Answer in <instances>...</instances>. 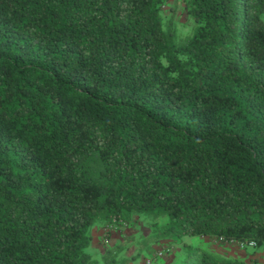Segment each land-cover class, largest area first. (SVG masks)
Masks as SVG:
<instances>
[{"label": "trees", "instance_id": "1", "mask_svg": "<svg viewBox=\"0 0 264 264\" xmlns=\"http://www.w3.org/2000/svg\"><path fill=\"white\" fill-rule=\"evenodd\" d=\"M139 218L264 248V0H0V264H127L92 230Z\"/></svg>", "mask_w": 264, "mask_h": 264}, {"label": "crops", "instance_id": "2", "mask_svg": "<svg viewBox=\"0 0 264 264\" xmlns=\"http://www.w3.org/2000/svg\"><path fill=\"white\" fill-rule=\"evenodd\" d=\"M123 229L126 231L129 230L128 226ZM123 229L120 228L119 231L106 234L102 227H95L92 230V243L89 248V252L93 258L103 255L108 249L110 250L115 246L117 247L123 243L122 240L127 241V237L125 235L128 233V236L134 234L131 238H134L136 249L132 247V251L127 254L128 256L126 255L129 258L127 264H144V261L147 258H150L151 256L154 257L158 251H162L163 249H170L171 251L160 257L161 259L155 258L154 264H175L178 253L186 250L185 245H193L194 243L197 244L198 241L196 242V240L200 241V246L207 248L208 250L210 249L220 256L238 258L247 264H264V248H249L244 251H240L232 246L226 247L224 245L219 246L221 248H216L213 242L206 238H184L182 242L177 243L171 239H159L154 241L151 240V229L147 228L145 230H141L140 233H134L133 231L125 233L126 231H122Z\"/></svg>", "mask_w": 264, "mask_h": 264}, {"label": "rangeland", "instance_id": "3", "mask_svg": "<svg viewBox=\"0 0 264 264\" xmlns=\"http://www.w3.org/2000/svg\"><path fill=\"white\" fill-rule=\"evenodd\" d=\"M174 2H175V0H169V5L170 4H174ZM166 14L167 15H169V12H167L166 11ZM176 16H178V13L175 15V17H174V20H176ZM175 23V27H176V29H177V31L178 32H181V33H185L186 32V28L185 27H182L181 26V24H177V22H174ZM132 228V229H131ZM150 229L149 228V225H148V221L147 220H145V219H142V218H139L138 220H136V221H134V223L132 224V225H130V226H128V229L129 230H125V229H123L122 231H126L125 233H127V232H141V230H145V229ZM122 233V232H121ZM118 235V234H117ZM133 235L134 234H132V235H130V236H128V233H127V235H125L127 238V241H124V240H122L123 241V243H121L120 244V247H122L123 248V255H124V257H127L128 255V253L130 252V251H132V247L134 248V249H136V246H135V241H134V238L132 239L131 237H133ZM129 239V240H128ZM198 241V242H197ZM196 242H197V245L201 248V249H203V250H206L207 248H204V247H202V246H200L201 244H200V241L199 240H197ZM213 244L216 246V248H221V247H219V246H221V245H219V244H217V243H214L213 242ZM123 245V246H122ZM224 245V244H223ZM224 246H226V247H230V246H232V247H234V248H237L238 250H240V251H244V250H247V249H249V248H246V249H242V248H240L239 247V245H237V244H232V245H230V244H228V245H224ZM208 250V249H207ZM163 251V253L164 254H168L171 250L170 249H163L162 250ZM209 251H212V250H210L209 249ZM213 252V251H212ZM183 253H184V250H183V252H180V253H178V257H177V260H176V262H175V264H179V262H180V259L182 258V255H183ZM214 253H216V252H214ZM164 254H163V256H164ZM217 254V253H216ZM127 255V256H126ZM120 257H122V255H120L119 256V258ZM150 259H152V261H153V264H154V258L151 256L150 257ZM159 259H161V258H159ZM118 263V262H117ZM117 263H115V264H117Z\"/></svg>", "mask_w": 264, "mask_h": 264}, {"label": "built area", "instance_id": "4", "mask_svg": "<svg viewBox=\"0 0 264 264\" xmlns=\"http://www.w3.org/2000/svg\"><path fill=\"white\" fill-rule=\"evenodd\" d=\"M117 221H118L121 225L125 226V223H123L122 221L118 220L117 218H114V219H113V222H114L115 224L117 223ZM115 229H116V227H115L114 225H111V226H110V230H115ZM218 241H219V242H225L222 238L219 239ZM218 241H217V242H218ZM226 244H230V245H232V244H237V245H239V247L242 248V249H245V248H247V247L254 248V247L256 246V244H255L254 242L238 244V243H235V242H233V241H229V242H226ZM163 254H164L163 251H158V252L155 254V256H154L153 258H154V259H155V258H160V257L163 256ZM144 264H153V261H152V259L147 258V259L144 261Z\"/></svg>", "mask_w": 264, "mask_h": 264}]
</instances>
